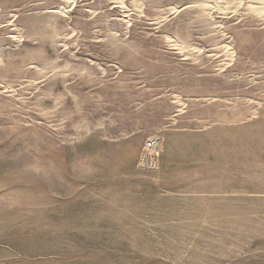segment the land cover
I'll return each mask as SVG.
<instances>
[{"label": "rangeland", "instance_id": "rangeland-1", "mask_svg": "<svg viewBox=\"0 0 264 264\" xmlns=\"http://www.w3.org/2000/svg\"><path fill=\"white\" fill-rule=\"evenodd\" d=\"M118 1L0 0V264H264L263 14Z\"/></svg>", "mask_w": 264, "mask_h": 264}, {"label": "bare ground", "instance_id": "bare-ground-1", "mask_svg": "<svg viewBox=\"0 0 264 264\" xmlns=\"http://www.w3.org/2000/svg\"><path fill=\"white\" fill-rule=\"evenodd\" d=\"M74 1V0H73ZM118 1V0H117ZM120 1H124V0H120ZM139 1V0H138ZM223 2H224V0H222ZM237 1H239V0H237ZM241 1V0H240ZM240 1H239V3H240ZM71 3H73L72 1H70ZM119 2V1H118ZM242 2V1H241ZM117 3V2H116ZM222 3V2H221ZM251 3V5H249V8L250 9H252V10H255L256 12H258V13H260L261 15L263 14V17H264V0H252V2H250ZM125 3H123V6H125L124 5ZM224 4V5H223ZM226 3H222V4H220L219 6H221V8H230V7H228L227 5H225ZM120 5H121V3H120ZM196 5V4H195ZM195 5H192V4H189V5H187V6H185V8H187V7H191V6H195ZM210 5V4H209ZM240 5V4H239ZM215 7V6H214ZM126 8V7H125ZM217 8H218V5H217ZM220 8V7H219ZM123 9V8H122ZM174 9H175V7H174ZM177 9V8H176ZM221 10H223V9H221ZM227 10V9H226ZM175 11V10H174ZM177 11V10H176ZM229 12H230V10H228ZM172 12V11H171ZM252 12V11H251ZM256 12H253V13H256ZM175 13V12H174ZM228 13V12H227ZM257 14V13H256ZM168 40H171L172 41V38L171 37H168ZM173 43H174V41H173ZM178 46L177 47H179V44L178 43H176ZM225 46V45H224ZM181 47H182V45L180 46V49H181ZM227 47H230V45H228ZM226 47V48H227ZM230 49H229V53H230ZM232 53V52H231ZM229 56H231V54H228ZM233 56V55H232ZM232 59V58H231ZM231 59L229 60L230 61V63H231ZM227 64V63H226ZM229 64V63H228Z\"/></svg>", "mask_w": 264, "mask_h": 264}, {"label": "built area", "instance_id": "built-area-1", "mask_svg": "<svg viewBox=\"0 0 264 264\" xmlns=\"http://www.w3.org/2000/svg\"><path fill=\"white\" fill-rule=\"evenodd\" d=\"M158 144V139L157 138H153L148 142V146L149 147H154Z\"/></svg>", "mask_w": 264, "mask_h": 264}]
</instances>
